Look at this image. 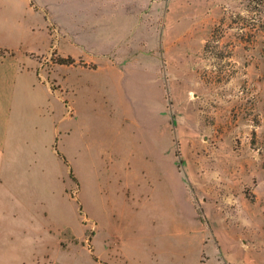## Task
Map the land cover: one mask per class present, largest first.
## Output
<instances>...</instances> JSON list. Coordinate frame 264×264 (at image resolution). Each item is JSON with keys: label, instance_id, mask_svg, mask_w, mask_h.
<instances>
[{"label": "rangeland", "instance_id": "rangeland-1", "mask_svg": "<svg viewBox=\"0 0 264 264\" xmlns=\"http://www.w3.org/2000/svg\"><path fill=\"white\" fill-rule=\"evenodd\" d=\"M0 24L55 89L89 82L63 122L91 151L61 201L75 264L106 246L128 264H264V0H1Z\"/></svg>", "mask_w": 264, "mask_h": 264}, {"label": "crops", "instance_id": "crops-1", "mask_svg": "<svg viewBox=\"0 0 264 264\" xmlns=\"http://www.w3.org/2000/svg\"><path fill=\"white\" fill-rule=\"evenodd\" d=\"M4 1L18 6L23 0ZM78 18L70 17L69 29L74 30L66 33H80ZM0 49L9 51L0 53V264H75L70 252L76 245L63 232L71 230L83 239L75 234L61 201L69 194L71 158L86 165L91 151L85 135L76 143L74 130L63 128V122L74 120V103L89 85L87 76L69 75L68 87L55 89L41 74L35 52L23 54L22 47L7 43ZM77 64L84 65L81 57L75 65L59 66ZM95 256L91 254L89 264H128L123 253L114 256L107 246Z\"/></svg>", "mask_w": 264, "mask_h": 264}, {"label": "trees", "instance_id": "trees-1", "mask_svg": "<svg viewBox=\"0 0 264 264\" xmlns=\"http://www.w3.org/2000/svg\"><path fill=\"white\" fill-rule=\"evenodd\" d=\"M34 4H33V1H31V6H33ZM220 31V29H215L214 30V32H213V35L214 34H216L217 32H219ZM211 43V41H209L208 43H207V45H206V48H205V50H208V48H209V44ZM6 52H9L8 50H5V49H0V53H2V54H4V53H6ZM56 64H58V65H75L76 63H77V60L74 58V57H72V56H68V57H59L57 60H56V62H55ZM81 63H83L82 61H81ZM58 154L62 157V159L65 161V163L68 165V166H70L69 165V162L67 161V158L60 152V151H58ZM70 176H71V178H73L75 181H76V183H79L78 182V178L76 177V175H75V173H74V171H73V169H71V173H70ZM80 211L82 212V208L80 209ZM67 232H71V230H67V231H65V232H63V237L66 239V237H67ZM76 239V238H75ZM77 240V239H76ZM62 246L63 247H66V244H62ZM96 258V257H95ZM97 259V258H96ZM202 262V264H206V258L204 257V259L201 261Z\"/></svg>", "mask_w": 264, "mask_h": 264}]
</instances>
